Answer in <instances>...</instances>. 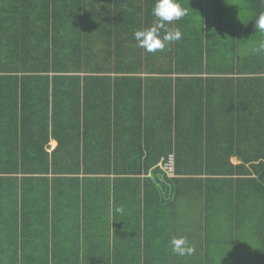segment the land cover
<instances>
[{
	"label": "crops",
	"instance_id": "0c3cea01",
	"mask_svg": "<svg viewBox=\"0 0 264 264\" xmlns=\"http://www.w3.org/2000/svg\"><path fill=\"white\" fill-rule=\"evenodd\" d=\"M19 1L0 0V9L10 6L9 13H0V29L8 25L6 20L12 16L11 11L15 16L20 12L13 25L31 35L27 43L30 42L33 52L28 51L24 71H18L17 77L27 87H38L29 91L26 106L29 112L36 110L34 124L43 132L46 130L44 102L49 101L52 109L54 98L55 116H49L47 151L53 153L57 141H61L62 153L55 155V172L51 164L48 175L9 176L25 181L19 191L0 187L3 193L0 229L6 237L4 245H0V264H13L16 252H24L23 264H75L77 252L83 259L90 255L96 259L97 252L115 250L114 239L125 241L121 234L125 232L124 224L134 226L139 222L136 217L127 223L120 218L122 223H117L113 219V206L97 194L100 189L91 190L85 184L88 191L83 194L78 189L80 183L72 180L75 176L66 171L74 162L71 153L63 150L70 147L77 135L73 108L76 98L73 96L63 105L56 101L61 98V92L65 93L73 85L53 81L57 74L41 72L52 64L60 71L66 62L77 64V59L91 69L89 73H107L87 76L91 82L110 77L111 85L117 81L123 87L120 95L123 108L118 105L119 111L115 110L120 115L122 130L136 131L141 126L136 120L137 101L135 119L129 118L131 106L127 104L126 93H130V87L124 78H139L145 83V92L149 90L148 105L144 109L149 128L146 138L151 146L163 147L161 152L155 150L152 161L159 155L158 168L162 170L160 165L168 153H175L177 157L175 175L168 176L162 170L154 180L167 204L162 218L154 220L159 230L163 228L160 233L165 244L160 252H169L164 255V264H264V190H261V187L264 189L261 167L264 165V74H257L261 53L258 48L264 42V32L248 31L252 16L250 1L178 0L188 14L180 21L166 23L163 29L153 15L156 0H81L86 6L83 14L88 11L87 19L75 13L73 2L76 0H55V11L45 8L46 0H26V13L22 5L18 11ZM116 5L114 14L115 10L109 8ZM142 5L147 7L146 18L139 8ZM104 11L107 15L103 20ZM149 28L158 29L162 36L179 30L181 38L163 51L149 53L134 38L136 31ZM8 33H3L5 39L10 38ZM61 35L63 47L56 41ZM2 46L0 70L9 65L10 46L5 40ZM255 51L258 54L253 55ZM127 67L140 70L134 74L121 73L130 69ZM98 68L100 72H95ZM108 69L114 71L109 74ZM80 76L85 75L81 72ZM95 83L87 87L88 95L80 94L82 101L85 97L87 103L94 101L100 107L97 116L93 112L87 114V136L92 141L99 138L106 142L108 136L103 132L108 128L107 106L101 105L107 103L106 98L98 100L96 90H91L95 85L101 89V84ZM103 83L109 86L108 82ZM6 102L0 87V128L12 123L13 111L4 105ZM54 127L56 138L51 132ZM80 130L83 131L82 121ZM37 138L41 140L43 135ZM138 143V138L131 143L127 137L118 136L121 162H145L141 161L139 148L135 146ZM202 167L211 173H204ZM215 170L220 173L214 174ZM126 177L145 181L153 179V173ZM98 178L113 179L112 176ZM30 179H42V185ZM140 221L143 224L144 218L140 217ZM19 226L20 232L23 229L20 235ZM173 237H187L190 245L195 246L194 254L175 255L170 244ZM125 251H117L121 259L130 257L123 254ZM155 251H152L153 257ZM109 254L105 256L107 264L112 257ZM148 254L151 252H144L142 259ZM134 257L140 259L139 252Z\"/></svg>",
	"mask_w": 264,
	"mask_h": 264
},
{
	"label": "trees",
	"instance_id": "16d2710c",
	"mask_svg": "<svg viewBox=\"0 0 264 264\" xmlns=\"http://www.w3.org/2000/svg\"><path fill=\"white\" fill-rule=\"evenodd\" d=\"M49 1L46 0L45 8H48L49 10L53 9V11H55V0L54 2L50 1V3ZM249 1L251 5L250 10L252 16L250 25L248 26V31L255 34L257 30H255L254 24L259 15L264 13V0ZM73 3L76 4V6L74 5L75 13L77 15H80L82 18L86 17L87 19L88 11H84V14L82 12V9L86 8L85 4L81 0H76ZM18 4V11H20V7L23 6L22 10H24L26 13V0H20ZM144 5L139 6V8L143 16L146 18L147 7ZM66 6V3H64L63 10L65 12V17ZM3 7V9H0V13L8 12L10 9V6H7V8H5V6ZM117 8L118 6L116 5L115 8L110 7L109 9L111 11L115 10L114 14H116ZM10 13L12 14V16L6 20L7 22H9L8 25L5 29H0V46L3 44L2 35L3 33H5V31H9L8 36L10 37L6 42V44L10 46L9 53L7 54V56L9 57V65H6L5 69L0 70V87L4 95L7 97V102L4 105H9L10 107L8 109L11 108L13 111V115L10 117L12 123H10L9 125L7 122L6 124L9 126H7L6 128H0V175L7 176V178H0V187L9 186L16 188L19 191L20 186H22L25 181H22L21 179L9 178V176L15 177L48 175L51 172V164H53V171L55 172V155L57 153H62V143L61 141H57L58 146L55 151L51 154L48 153L47 145L50 141L49 116H55L54 98L52 99V109L49 106V101L44 102V125L46 129L44 132L35 127L34 120L37 119V112H35L36 110H32L30 112L27 110L26 102H28V94H30L29 91L33 89L36 90L38 89V87L34 85V88L27 87V84L20 80V78L17 77V74L20 70L24 71V66L26 65V57L29 55L28 51L33 52V50L30 49L32 48V46L29 45L30 42L27 43V41L32 37L29 33L22 32L21 30H19V28L13 25L14 21L18 19L17 16L20 14V12H18L16 16L15 14L13 15L12 11ZM104 15H107V12L104 11L102 13L101 16L103 20ZM77 30L78 27L74 31ZM63 37L64 36L61 35L56 40L62 47L63 45L61 44V40L63 39ZM77 44L78 39L76 41V45ZM67 47L68 45L66 44V48ZM33 48L34 51H37L36 45H33ZM3 50L4 47H0L1 53L3 52ZM256 54H258V52H253V55ZM18 62H20V64H18ZM127 68L130 69H128L126 72L121 73L134 74L137 73L138 70H140H135L131 67ZM99 69L100 68H98L95 72H100ZM116 69L117 67H115L114 70L118 71ZM59 70L60 71H58L55 65L52 64L51 66L43 69L41 73L57 74L53 81H60L61 83H64L65 86H68V84L72 82L73 85L70 90L66 89L65 93L61 92L59 94L61 98L57 99L56 101L60 103V105H63L64 101H70L73 96H75L76 98L75 106H73V108L75 112L74 116H76L77 121V135L74 142L70 143V147H68V149L66 150H63V152L71 153V159H73L74 162L72 166H69V170L66 169V171H68L70 175L75 176V178L72 180L74 181V183H80V187H78V189L82 190L83 194L84 191H86L85 184L88 185V189L91 188L92 190L95 187L100 189L96 192L98 195H102L104 197L108 205L113 206V219L116 220L117 223H122L120 221V218L122 219L123 223H127L126 221L129 222L130 219L139 217V222L137 225L135 224L134 226H127V224H124L125 229H123V231L125 232H122L121 234L123 235L125 241H116L114 239V251L109 248V251L106 250L103 252H97L98 257L96 259H94L91 255L85 256L83 259V256L78 257L77 252L75 264H107L108 259L105 257L107 252H110L109 257L112 256L109 259V264H164V255L167 254V252H160L161 250H164L165 244V239L160 233L163 228L159 230L154 220L162 218L164 206L167 204L165 203L166 201H164L163 193L159 189L157 182L154 181L158 179L157 174L159 175L163 173L162 170L158 168V165L160 163L159 155L154 161H152V155L155 150L158 149L161 152L163 151V147L160 146V144H158V146H151L147 142L146 138L147 133H149V128L147 127L148 119L146 117L144 109L145 106L148 105L146 104V100L148 99L147 95L149 90L145 92V83L142 82V80H140L139 78H124V80L129 81L128 85L130 87V93H126V99L128 101L127 104L131 106L130 109L128 108V111L130 113L129 118L131 120L135 119V103L137 101V105L139 104V114L136 116V120L140 121L141 126L139 124V129L136 131H132L130 128L122 130L120 128V115L116 113L115 110L119 111V108L117 109L118 105H120L119 107H122V97L120 95L122 94L123 87L120 88V84H117V81H114L115 85H111L109 83L111 82V78H106L105 81L109 83L108 87L106 83H103L105 81L97 80L98 83H95L97 81L91 82V80H89L91 79V77L87 76L107 73H89L91 69L87 68L84 64L82 65L80 59H77V64H75V62H71V65H69L68 62H66V64H64L63 67H61V69ZM114 70L108 69L107 72L111 74V72H113ZM81 72L83 75H85L83 78L80 76ZM163 74L165 75V73ZM257 74H264V56L262 50L260 53V69L257 71ZM135 82H137L139 85L136 86L135 84H131ZM93 83L101 84V89H97L96 85L93 89H91L96 90L94 94H96L97 99L103 100L104 98H106L107 104L101 105V107L103 108L107 106L106 116L108 119V128L103 132L108 136L106 142L100 141L99 138H97L95 141H92V139L88 138L87 136V131L89 130L87 125V114L89 112H93L95 113V116H97L98 114L96 113L100 114V107L94 101L92 103H87V98L85 97H83L82 101L80 94L82 93L84 95H88L89 90L86 89ZM72 105L73 101L70 107ZM66 106L68 107V105ZM50 110H52V114L50 113ZM67 115L68 113H65L66 117ZM80 121L83 122V131L80 130ZM2 123L4 124V122ZM51 132L53 137L56 138L55 127L53 128V130H51ZM81 133H83L84 136L80 137ZM37 135H43V139L38 140ZM118 136L127 137L131 140V143H134L138 138L139 143L135 146L139 148L141 161L144 160L145 162H135L132 164L121 162ZM160 154L162 155L163 153ZM169 154H171V152L166 155L165 160L168 159ZM261 167L262 170H264V165H261ZM150 171H152L153 173V179L141 181L139 179H128L126 177L135 175L142 176L143 174L147 175ZM201 171H203L204 173H211L210 170H206L205 172L203 167ZM213 172L214 174L220 173L219 170H215ZM111 176L113 177V179L98 178ZM81 177H86V179H82ZM30 182L42 185V179H30ZM136 184H138V186ZM261 190H264L263 187H261ZM104 192L106 193V195H104ZM0 196L3 197V193L1 195L0 192ZM12 200L14 201L15 198L12 197ZM128 211L130 213H127ZM18 217H20V214H18ZM140 217L144 218L143 224L140 221ZM19 229L20 226L17 230V233L20 235L23 229L21 230V232L19 231ZM5 240V234L1 230L0 245H4ZM102 248L100 249L101 251ZM119 249H126L123 254L129 255L130 257L127 256L126 258L121 259L117 254V251H119ZM155 249V257H153L152 251H154ZM12 251H16V247H14ZM137 252H139L140 259H135L134 257L137 255ZM144 252H151V254L147 255L145 260L141 257L144 256ZM16 255L17 257L13 260V264H23L24 252H16ZM167 255H169V252Z\"/></svg>",
	"mask_w": 264,
	"mask_h": 264
},
{
	"label": "clouds",
	"instance_id": "9594fccd",
	"mask_svg": "<svg viewBox=\"0 0 264 264\" xmlns=\"http://www.w3.org/2000/svg\"><path fill=\"white\" fill-rule=\"evenodd\" d=\"M188 14V10L183 8L178 0H156L153 15L160 21V27L163 29L166 23L180 21ZM255 30L264 32V13L260 14L254 24ZM134 38L139 47L144 48L149 53L163 51L165 47L181 38V33L177 30L175 33L167 32L163 36L156 28L138 30L134 33ZM264 50V42H261L258 48ZM171 251L177 256L193 255L195 246L190 245L187 237H173L170 240Z\"/></svg>",
	"mask_w": 264,
	"mask_h": 264
},
{
	"label": "built area",
	"instance_id": "2783aa9c",
	"mask_svg": "<svg viewBox=\"0 0 264 264\" xmlns=\"http://www.w3.org/2000/svg\"><path fill=\"white\" fill-rule=\"evenodd\" d=\"M160 167L168 176H174L176 170V156L175 154L168 155V159H166Z\"/></svg>",
	"mask_w": 264,
	"mask_h": 264
},
{
	"label": "rangeland",
	"instance_id": "374dc122",
	"mask_svg": "<svg viewBox=\"0 0 264 264\" xmlns=\"http://www.w3.org/2000/svg\"><path fill=\"white\" fill-rule=\"evenodd\" d=\"M2 37H4V38H2V40H5V42H7V39H5L6 37L4 34L2 35Z\"/></svg>",
	"mask_w": 264,
	"mask_h": 264
}]
</instances>
